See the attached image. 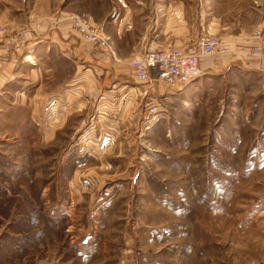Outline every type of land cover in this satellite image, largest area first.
Wrapping results in <instances>:
<instances>
[{"label":"rangeland","instance_id":"obj_1","mask_svg":"<svg viewBox=\"0 0 264 264\" xmlns=\"http://www.w3.org/2000/svg\"><path fill=\"white\" fill-rule=\"evenodd\" d=\"M102 1L0 0V29L52 8L73 29ZM116 1L150 20L129 40L142 50L202 35L264 49V0ZM49 55L20 61L40 116L0 113V264H264V63L212 57L181 86L98 94L102 75Z\"/></svg>","mask_w":264,"mask_h":264},{"label":"crops","instance_id":"obj_2","mask_svg":"<svg viewBox=\"0 0 264 264\" xmlns=\"http://www.w3.org/2000/svg\"><path fill=\"white\" fill-rule=\"evenodd\" d=\"M115 2L117 1L103 0L101 4L96 2L95 5H93V9L94 12L98 14L92 18H90V15H86L90 18V21L92 19V22L100 27L104 38L107 40V44L114 54L115 60L110 59L109 57L112 58V56L104 51V49L100 51L97 49L94 50L90 44L82 40L77 33L71 29L69 24L54 22L56 19L55 15L58 11L63 15V20L67 21L66 16L68 17V15H71L70 8H64L63 10H55L52 8L48 12L44 11V14L40 17L32 18V24L29 29L22 27H14V29L1 27L6 30L8 35H15L16 40L14 44L7 48L4 46L5 39L2 38L0 41V113L8 110H18L21 109L19 107L28 106L31 108V112L35 114L36 118L40 116L38 113L39 107L38 104H36L37 101L34 99V94H30V92H33V89L28 90V84H34L35 80H33V78L31 82L30 79L24 80V78L31 77L32 74L25 71L20 65L22 57L27 55L28 52H33L35 56L37 52H41L42 55L50 53L51 55L49 56L52 58V54H54L57 49L64 59H73L78 65H88L92 73L96 76L102 75L103 77L97 80L98 82H95L92 93L97 91L99 94L102 90L101 88L107 87L105 86L107 83H109V87L113 85V88L118 86V84L123 86L124 84L134 83L132 71L126 62L142 50V47L139 49V45L141 46L139 42L144 44V38L148 37V33L150 32V20H138L136 16L134 17L135 19L131 18L128 13V6H122L118 3L114 4ZM124 8H126V12H123ZM35 22L37 23L35 24ZM139 29H142L141 36L132 37L130 32L135 30L140 31ZM133 38L140 39V41L137 44L136 42H129V40ZM171 38L172 37H170L169 40L165 38L166 42L164 40L160 44H158L157 40H154L148 48L144 47L142 52L146 50L163 51L174 48L188 50L193 47L189 44L177 42L176 38H174V40ZM223 43L231 51H235L241 46L238 45L237 42L232 43L227 40H224ZM122 53L129 54V57H120L119 54ZM228 57L239 58L240 56L233 53ZM226 66H228V64ZM26 75L27 77H25ZM40 85L42 84L37 81V87ZM56 92H58V90H56ZM112 95V91L106 94V96L109 97H112ZM2 115L3 114H0V116ZM35 116L33 117L35 118ZM64 117L65 115H62L58 120H55L57 124L61 125ZM51 132L52 131L48 132V134Z\"/></svg>","mask_w":264,"mask_h":264},{"label":"built area","instance_id":"obj_3","mask_svg":"<svg viewBox=\"0 0 264 264\" xmlns=\"http://www.w3.org/2000/svg\"><path fill=\"white\" fill-rule=\"evenodd\" d=\"M70 21L77 35L94 50L104 49L114 56L98 25L78 15L70 17ZM257 36L259 37V33ZM2 38L5 39L6 48L16 40L15 35L9 36L3 28L0 29V41ZM233 53L244 59L256 58L264 63V49L259 44L250 47L239 46L235 51H231L219 38L202 35L196 39L191 49L146 50L140 56L128 59L126 64L132 71L133 81L137 86L170 89L199 76L204 59L212 57L224 59Z\"/></svg>","mask_w":264,"mask_h":264},{"label":"bare ground","instance_id":"obj_4","mask_svg":"<svg viewBox=\"0 0 264 264\" xmlns=\"http://www.w3.org/2000/svg\"><path fill=\"white\" fill-rule=\"evenodd\" d=\"M30 59V58H29ZM30 61H31V59H30Z\"/></svg>","mask_w":264,"mask_h":264}]
</instances>
